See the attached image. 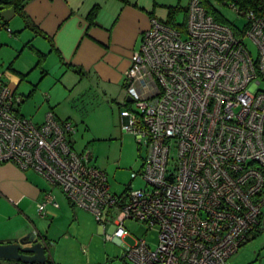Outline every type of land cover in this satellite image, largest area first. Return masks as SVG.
Returning a JSON list of instances; mask_svg holds the SVG:
<instances>
[{
  "label": "built area",
  "instance_id": "2783aa9c",
  "mask_svg": "<svg viewBox=\"0 0 264 264\" xmlns=\"http://www.w3.org/2000/svg\"><path fill=\"white\" fill-rule=\"evenodd\" d=\"M230 6L243 26L191 0L184 28L154 18L131 56L121 118L147 147L145 188L112 193L93 153L75 150L74 124L22 115L24 96L1 76L0 164L38 171L101 224L113 218L109 239L128 236V220L158 227V246L137 238L127 264H230L264 219V16ZM2 29L12 33L0 15ZM48 202L59 206L47 194L42 217Z\"/></svg>",
  "mask_w": 264,
  "mask_h": 264
},
{
  "label": "crops",
  "instance_id": "0c3cea01",
  "mask_svg": "<svg viewBox=\"0 0 264 264\" xmlns=\"http://www.w3.org/2000/svg\"><path fill=\"white\" fill-rule=\"evenodd\" d=\"M188 1L183 6L167 0H24L22 12L26 14L29 25L14 8L12 21L8 18L10 15L6 17L0 12L6 25L12 29V33L5 29L0 31V51L2 53L9 49L15 53L24 48L30 57L32 54L36 61L43 63L45 74L52 70L48 64L62 71L66 81L61 79V86L65 89L86 90L91 85H97L107 93L109 88L124 86L131 56L140 47L142 34L151 26L154 18L168 20L170 7L178 5L182 8L183 18L180 20V13L176 12L174 21L179 28H184L186 10L191 0ZM10 65L14 70V64ZM14 71L21 75L28 72L23 69ZM1 77L7 82V74L3 72ZM70 79H74V82ZM32 85L36 86L35 83ZM112 92L116 93L117 90ZM52 108L56 114L51 104L47 112ZM20 112L24 115L21 107ZM47 194H51L59 206L48 202L46 216L42 217L37 204L44 201ZM74 208L82 210L61 194L58 185L38 171L31 168L23 170L13 163L0 164V244L12 243L36 229L47 245V260L58 264L51 252L62 237L57 234L61 227L57 221L66 214L70 215V220L75 222L78 218L79 221ZM99 224L102 233H112L113 218ZM126 238L112 240L124 245ZM48 253L51 257H48ZM17 262L22 261L0 258V264Z\"/></svg>",
  "mask_w": 264,
  "mask_h": 264
},
{
  "label": "rangeland",
  "instance_id": "374dc122",
  "mask_svg": "<svg viewBox=\"0 0 264 264\" xmlns=\"http://www.w3.org/2000/svg\"><path fill=\"white\" fill-rule=\"evenodd\" d=\"M167 1L183 6L189 2ZM226 1L228 5L217 4L216 1L213 3L228 21L243 26L245 18L239 17L230 6L233 0ZM1 12L6 17L10 15V21L14 19L12 15L15 12L12 7H6ZM179 13L178 17L182 20L183 11L180 10ZM250 47L256 53L255 45L251 44ZM21 49L15 53L9 49L2 53L0 51V76L3 72L7 74L10 87L26 97L21 105L23 114L34 122L42 123L50 104L53 105L59 119L71 121L76 128V132L70 136L75 150H90L94 164L107 172L112 193L122 195L131 186L136 189L145 188L147 182L141 175V169L147 155V147L140 144L136 136L122 126L121 111L126 108L125 87L112 89L117 90L116 93H113L111 88L105 93V90L97 85H91L86 90L65 89L61 86V79L66 81L62 71L48 64L52 70L45 74L43 63L36 61L32 54L30 57V53L24 48ZM10 64H14V70H28L27 74L16 73ZM70 81L74 82V79ZM34 83L36 86L32 85ZM260 88L264 90V81ZM133 172L137 173L136 178H132ZM83 210L75 211L79 215V221L78 218L75 222L70 220L69 214L57 221L61 223L57 234L62 237L59 245L52 247L51 252L58 264H127L124 252L137 238H145L153 249L159 244V228L149 229L135 220L125 223L129 235L124 245L119 244L99 230L100 224L91 212ZM48 257H51L50 253ZM230 264H264V219L261 226L249 236V240L231 257Z\"/></svg>",
  "mask_w": 264,
  "mask_h": 264
},
{
  "label": "trees",
  "instance_id": "16d2710c",
  "mask_svg": "<svg viewBox=\"0 0 264 264\" xmlns=\"http://www.w3.org/2000/svg\"><path fill=\"white\" fill-rule=\"evenodd\" d=\"M23 1L24 0H0V12L2 9L6 8V7H12L15 9V11L21 15L25 21L27 22V24L29 25V22L27 20V16L26 14H24L22 12L23 9ZM214 1L217 2V4L219 3H223V4H227L228 2L226 0H201L202 4L205 6L206 10L208 11V13L212 14L218 21L220 22H224V23H228L233 25L234 27H238L236 24L231 23L230 21H228L224 15L220 12V10L216 7V5L213 3ZM233 2H235L241 9H252L256 12H258L259 14L264 16V0H233ZM182 9L180 6L176 5V6H171L170 7V16L169 19L167 20V22L175 27H178L174 21L175 19V14L176 12H179V10ZM187 12V10H186ZM1 15V14H0ZM2 17V15H1ZM3 19V17H2ZM4 24H7L4 19H3ZM179 28V27H178ZM33 29L37 32H39L40 34L44 35L45 37L48 38V36L44 33H42L41 31H38L35 27H33ZM51 111H53V108L51 109ZM55 114V113H54ZM56 115V114H55ZM57 117V116H56ZM58 118V117H57ZM59 119V118H58ZM60 120V119H59ZM94 161V159H93ZM129 188V187H128ZM125 193V192H124ZM249 240V238L247 239ZM16 264H28V263H24V262H17ZM29 264H40L38 262H33V263H29ZM43 264H55L52 260H47L45 263Z\"/></svg>",
  "mask_w": 264,
  "mask_h": 264
},
{
  "label": "water",
  "instance_id": "95a60500",
  "mask_svg": "<svg viewBox=\"0 0 264 264\" xmlns=\"http://www.w3.org/2000/svg\"><path fill=\"white\" fill-rule=\"evenodd\" d=\"M127 101L132 100L130 96ZM41 234L36 229L26 233L12 243L0 244V258L22 261L24 263L38 262L43 264L47 261V245L41 240Z\"/></svg>",
  "mask_w": 264,
  "mask_h": 264
},
{
  "label": "bare ground",
  "instance_id": "6f19581e",
  "mask_svg": "<svg viewBox=\"0 0 264 264\" xmlns=\"http://www.w3.org/2000/svg\"><path fill=\"white\" fill-rule=\"evenodd\" d=\"M131 99H132V97H131ZM131 101V100H130Z\"/></svg>",
  "mask_w": 264,
  "mask_h": 264
}]
</instances>
